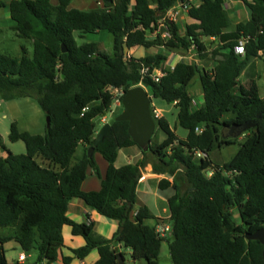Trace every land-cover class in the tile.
Listing matches in <instances>:
<instances>
[{
	"label": "trees",
	"instance_id": "trees-1",
	"mask_svg": "<svg viewBox=\"0 0 264 264\" xmlns=\"http://www.w3.org/2000/svg\"><path fill=\"white\" fill-rule=\"evenodd\" d=\"M72 1L56 0L53 5L51 0H0L17 36L32 42L30 58L23 47L19 57L0 52V97L33 98L49 118L43 135L10 125L8 139L22 141L23 154L11 153L0 137V227L10 229L0 236V264H18L5 259L3 245L10 241L24 252L35 251L37 264L59 258L62 264L83 261L92 251L97 253L92 264H117L114 242L129 248L133 261L158 264L164 240L172 264H264L262 245L244 237L264 227V97L255 79H239L253 60L264 59V0H240L249 16L233 30H227L225 0H199L198 7L185 12L190 23L183 32L168 20L161 29L159 21L184 0H95L102 9L88 10L70 9ZM100 31L111 34V56L99 53L92 42L77 45L73 37L74 32ZM204 38L217 41V46L209 51ZM239 46L242 54L235 52ZM135 47L194 49L199 59L213 60V67L178 61L170 68L169 57L161 53L140 58L123 53ZM143 67L148 73L142 77ZM155 70L164 73L158 82L149 75ZM196 75L201 102L187 89ZM138 84L152 98L176 107V123L185 137H178L165 118L155 119L165 138L143 152L130 138L128 123L116 121L88 156L94 120L109 112L112 90ZM244 123L236 154L221 166L215 164L209 154L236 139H222V125ZM132 146L139 149L141 160L116 167L119 150ZM95 153L107 162L102 178ZM146 163L153 173L172 178L158 182L160 191L173 190L165 237L145 223L153 216L138 204L136 189ZM89 172L101 179L97 191L81 190ZM72 199L117 221L122 230L105 239L93 232L91 222L71 220L66 213ZM233 209L238 223L232 219ZM64 228L84 242L68 248V255L61 253Z\"/></svg>",
	"mask_w": 264,
	"mask_h": 264
},
{
	"label": "rangeland",
	"instance_id": "rangeland-1",
	"mask_svg": "<svg viewBox=\"0 0 264 264\" xmlns=\"http://www.w3.org/2000/svg\"><path fill=\"white\" fill-rule=\"evenodd\" d=\"M88 0H74L70 3V9L85 10L84 2ZM225 7L230 18V26L227 30H233L234 25L240 21H245L248 19L249 12L246 6L240 0H225ZM51 3L56 4V0H51ZM96 8L102 9L101 5H95ZM89 8V7H88ZM180 32L184 31L185 25L190 23L189 18L186 16V13H180L176 20L174 21ZM13 21L10 18L9 12L6 8L0 9V52L8 55L10 57H19L21 56V48H25L27 56L30 58L32 55V42L29 39L18 37L16 32L13 30ZM162 29V28H161ZM74 40L77 45L82 43L92 42L95 43L97 51L101 54L111 56L113 54L112 50V37L111 34L106 31H100L98 33H90L80 35L77 32L73 33ZM203 43L209 51L214 49L217 46V41L210 39H202ZM162 47H155L150 49H145L139 47V50L143 52V56L153 53H169L168 50ZM128 56V50L124 49L123 52ZM139 53V51H138ZM137 55V53H136ZM178 61H185L191 64H197L200 68H205L210 70L213 67V60L209 59H199L196 51L194 49H189L186 52L182 51H172L169 55L168 66L174 65ZM253 78L256 81V84L259 89V95L264 97V59H255L251 62L248 68L243 71L240 76V81L244 82L247 78ZM139 85V84H138ZM188 92L191 96L194 97L196 102H201L202 100V91L198 75L189 81L187 87ZM149 96H151L146 89ZM151 103L154 107L161 110V115L165 118L170 127L173 129L175 134L178 137H182L186 134V131L179 127L176 123V107L171 103L168 104L160 99H155L151 97ZM117 107L111 106L113 115L109 112L105 114V119L110 121L114 114L118 111L115 110ZM121 105L118 106V109ZM15 123L18 131H27L30 134H39L43 135L46 129V116L41 108L38 106L36 101L30 97L15 98L11 100H3L0 97V137L2 139L5 147L13 154H23L25 153V147L22 141L10 142L8 139V134L10 132V125ZM96 132L102 125V122L99 118L94 120ZM165 138V134L158 128H155L154 134L151 138V146L159 144ZM244 136L241 135L234 140L233 144L224 146L220 149H216L209 154L210 159L217 165H223L224 163L229 162L233 156L238 151L240 144L242 143ZM135 147V146H134ZM138 149V148H137ZM3 150H0V156H3ZM95 161L99 162L102 159L98 154L94 155ZM39 161V159H37ZM96 162V163H97ZM115 165L120 166L121 157L115 162ZM164 194L173 193L171 188L161 191ZM151 197V196H149ZM151 201H149V204ZM232 219L235 223L239 222L238 213L236 210H232ZM67 229V228H65ZM10 233L9 228L0 227V236H6ZM66 237V236H65ZM5 250V257L12 263L17 261V257L20 253H23L26 258V263H35L37 260V254L35 251L24 252L14 244L12 241L7 242L3 245ZM122 252L125 258V262L128 264H146L144 260L133 261L130 256V250L123 247ZM158 264H172L169 253L168 245L164 240L161 242Z\"/></svg>",
	"mask_w": 264,
	"mask_h": 264
},
{
	"label": "crops",
	"instance_id": "crops-1",
	"mask_svg": "<svg viewBox=\"0 0 264 264\" xmlns=\"http://www.w3.org/2000/svg\"><path fill=\"white\" fill-rule=\"evenodd\" d=\"M95 5H100V3H97L95 0H88V1L84 2V6L86 7L85 10L95 8ZM162 50H164V49H162ZM138 51H139V53H138ZM136 53H137V55H136ZM170 53L171 52L161 53V54L167 55L169 57ZM142 54H143V52L139 50V47H135V48L128 50V56L140 58V57H143ZM167 65H168V63H167ZM171 67H173V65H171ZM115 110H117L118 112L115 113L114 115L119 113L120 108L118 109V107H117V109L115 108ZM185 135L180 137V138H184ZM80 152H81V147H79V149H78V153H80ZM95 154H98V153H95ZM98 155L101 157L100 154H98ZM119 157H121V163H122V165H120V166H123L125 164L137 163L138 161L141 160L142 155H141L139 149H137V147L132 146V147L123 148V149L119 150L116 161L118 160ZM94 160H95V158H94ZM100 160L101 161H99V162H97V161H95V162H97L96 164L98 166L99 173H100V176L102 178V177H104V174H105V171L107 168V162L103 158ZM39 162H41V161L39 160ZM115 166L120 167L117 165H115ZM140 177H142V178H141V180H138L137 189H136L138 204L145 205L149 209L151 215L153 216L152 219L147 220L145 223L147 225L155 228V231H157V232L163 230L164 228H167L168 231L166 232V235H169L170 223L168 221H166V219H168L170 216L169 208H168V197H170L173 193H170V194L162 193L158 189V182L163 178H166V179H168L169 182H172V178L168 177L166 175L153 173L150 163H146L145 166L141 169V176ZM100 182H101L100 178L96 177L92 172H89L87 174L86 179L81 184V190L85 191V192L97 191L100 188ZM149 196H151V197H149ZM149 201H151L150 204H149ZM135 208H136V206H135ZM66 214L71 220H73L77 223L87 222V221L91 222L93 232L96 235L101 236L105 239L114 238V236L120 231L119 230L120 226H119L117 221L105 218L103 216H100L94 210H91L90 208L86 207L83 204V202L79 199H72L69 202V204L67 206V213ZM63 238H64V243L66 246L61 249V253L64 255L69 254L68 248H76V247L82 246L84 243L83 239L81 237L70 236L68 228L63 229ZM12 242L14 244H16L14 241H12ZM113 248L117 249L118 252L123 253L122 252V248H123L122 244H120L118 242H114ZM130 254H131V250H130ZM5 259L7 260L8 263H12L6 257H5ZM96 259H97V253H96V251H92L85 258V260L79 261V260L75 259V260H72L70 264H92ZM123 259H124V264H128L125 262L124 255H123ZM18 264H31V263H26V259H25V261L23 263H18ZM33 264H37V263L35 262ZM40 264H44V262L40 263ZM52 264H62L61 259L59 258L55 263H52Z\"/></svg>",
	"mask_w": 264,
	"mask_h": 264
},
{
	"label": "water",
	"instance_id": "water-1",
	"mask_svg": "<svg viewBox=\"0 0 264 264\" xmlns=\"http://www.w3.org/2000/svg\"><path fill=\"white\" fill-rule=\"evenodd\" d=\"M61 51L63 53L66 52L64 46L61 47ZM150 99L151 97L142 85H136L122 91L120 98L121 111L113 119L101 125L95 133L92 145L87 150V155L90 156L93 153L94 148L102 141L104 135L116 121L127 122V131L132 141L143 152L148 151L151 138L157 127L156 121L151 115ZM46 126H49L48 117H46ZM246 128L247 124L245 123L222 125L220 135L222 139L237 138ZM119 230L121 231L122 229L120 228ZM244 237L246 241H258L262 245V256L264 258V227L250 233L246 232ZM116 260L117 264H124L123 256L120 252L116 253Z\"/></svg>",
	"mask_w": 264,
	"mask_h": 264
},
{
	"label": "built area",
	"instance_id": "built-area-1",
	"mask_svg": "<svg viewBox=\"0 0 264 264\" xmlns=\"http://www.w3.org/2000/svg\"><path fill=\"white\" fill-rule=\"evenodd\" d=\"M199 5V0H184V1H180L178 2L174 7H172L171 9H169L167 11V13L161 18V20L159 21V27L160 28H164V22L165 21H170V22H174L176 20V17L180 14V13H185L189 8L191 7H198ZM162 36H165V33L162 34ZM235 52L238 53V54H242L243 53V48L241 46L239 47H235ZM172 68V67H171ZM140 73L143 76H146L147 73H148V69L143 67L141 70H140ZM151 79L154 81V82H158L159 78H161L164 73L161 71V70H155L154 72H152L151 74H149ZM141 85V84H139ZM121 90H112V93L114 95V100L112 102V105L114 107H118L120 104V98H121ZM152 97V96H150ZM195 104V103H194ZM111 105V106H112ZM111 109V108H110ZM150 109H151V115L152 117L155 119H159L162 117L161 115V110L154 107L150 101ZM109 113L111 115H113V111L112 110H109ZM100 121L102 122V124L108 122L106 119H105V115L102 116L100 118ZM198 156L200 154H197ZM142 177L139 178V180H141ZM168 231L167 228H164L163 230L157 232L159 234L160 237H165L166 236V232ZM26 259V256L23 254V253H20L17 257V263H23Z\"/></svg>",
	"mask_w": 264,
	"mask_h": 264
}]
</instances>
